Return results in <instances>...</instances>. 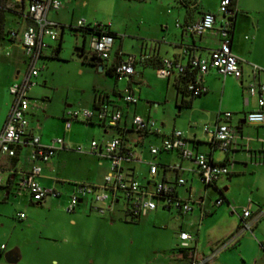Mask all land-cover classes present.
I'll use <instances>...</instances> for the list:
<instances>
[{"label": "crops", "instance_id": "obj_1", "mask_svg": "<svg viewBox=\"0 0 264 264\" xmlns=\"http://www.w3.org/2000/svg\"><path fill=\"white\" fill-rule=\"evenodd\" d=\"M122 1L138 2L141 0ZM144 1H148V3L152 1L154 8L147 10L149 17H147L148 19L144 23V27L139 29V31H144V36H147L144 37L143 52L148 57L153 56L159 58L160 61L163 58L171 59L174 65L170 73L165 76L156 74L155 68L157 64L154 62L148 60H145L144 63L140 62L144 64V70H136L134 65V73L131 75L130 80L127 81L126 88L133 92L130 82L135 80L148 86H155L154 92H146L144 95V118L153 119L154 124L145 130L141 136L133 131L121 132L124 135L127 145L135 153L133 159L122 162L123 168L129 174L131 173L136 176L137 167L134 161L144 162V182H139L145 186L150 187L153 184V180L160 179L173 184V192L177 197L184 198L190 196L194 199L203 196L202 194L204 193L207 198H210L211 192L214 191L215 195L220 196L222 201H226L227 204L230 201L226 199L224 192L230 186L231 177L233 175H239L240 177L248 176L250 179L247 182V186L251 192V196H253V201L250 199L249 217H254L258 214L257 219H259L260 215L264 212V123H253L244 118L247 111L257 106L256 96L247 94L244 89V84L252 75L253 64L259 67L255 73L256 80L264 82V67H262L264 66V56L261 54L262 45H260L264 38V3L250 0L248 2L245 0H232L231 5L235 8V12L230 18L229 41L231 50L240 58L241 77L235 78L230 75L221 76L213 68H208L200 76L201 82L205 85V91L201 94L190 96L180 88L178 89L176 75L179 66H186L190 54L206 56L210 49L218 45L219 34L217 28L224 20V16L218 9L220 0ZM61 2L58 9H49L47 11V17L49 19L62 25V28L61 26L58 28L60 34L69 25L74 26L78 18L83 17L88 22H106L108 23V28L117 36L114 37V41L115 39L119 40L114 50L116 51L119 48L122 51L120 43V34L122 33L120 31L122 32L126 29H122L124 27H121L122 24L120 23L123 19L120 18L121 16L119 19L118 17H113L108 20L91 17L85 12V6L79 9V12L83 13V15L75 16V2L73 0H61ZM27 3L28 0H1V8H6L19 17L17 22L21 25L17 30H21L28 22L24 15ZM206 11L214 14L213 27L201 34L187 32L185 25L197 20ZM9 40L14 47V51L11 54L12 60L14 61L15 59L19 63V67L16 64L12 65L0 90V128L2 127L10 104L11 96L7 90V86L12 80L21 75L25 66L21 46L17 38H9ZM83 45L84 42L80 45L82 46L80 53H83ZM52 54L50 53V55ZM45 55L47 54L43 53L42 57ZM116 58V53L112 56L110 52V56L107 59H102V67L100 69L105 76H114L115 79L113 82L110 80H105L102 83L95 82L92 91L88 93L85 100L80 96L78 97L75 94L68 95L65 92L59 98L58 106L55 109L51 108V112L44 114L42 117L38 111L39 109H45V106L51 101L52 96L41 94L42 99L40 101L34 100L31 97L33 94L31 91L35 87L36 82L30 88L28 93L32 105L26 113L28 121L27 129L30 132L37 133L42 143H50L52 138L60 136L63 138L64 144L68 147L57 149L47 161L41 164L40 174L37 177L38 182L45 187H53L58 191V195H48L39 201L32 199L26 191L16 193L13 185L15 176L9 171L11 168L27 169L31 165L32 162L27 158L30 149L29 146L17 148L14 156L0 155V167L4 169V182L0 184V246L2 244L1 241L5 240L3 247H0V264H16L19 260H22V244H27L30 241L27 231L33 229L35 212L39 209L44 210L45 213L47 212L46 217H48L45 222L40 224L41 228L44 229L46 226H53L59 233L63 234L66 240L71 239L72 243H78V235L81 232L79 223L87 215V212H90L92 209L87 198L83 197L78 201L72 211L64 210L63 207L67 203L68 195L72 190L71 182L86 181L99 183L108 170L109 162L105 156L98 152H76L72 147L80 143L84 149H87L91 139H95L98 143H101L103 140L118 135L121 131L118 127H129L131 116L138 114L137 106L131 107V103H125L120 99L119 93L121 91L115 87L116 78L119 76L114 73L112 75L105 73V70L111 66ZM84 59H87L85 55ZM87 65L97 68L96 63H87ZM151 69L154 71L155 77L159 79V82L155 83L150 80L149 73ZM38 75L39 72L34 77V80H37ZM43 82H46L44 77ZM42 88L40 86L38 90L42 91ZM99 94L102 96L101 98L98 97ZM262 95L264 96V91ZM44 98L46 100H43ZM136 103L137 101L133 104L135 105ZM98 105H104L108 109H119L121 111L117 125L98 124L94 123L95 121L88 122L75 119L71 122L69 128H64L63 112L66 107H92ZM223 110H229L231 112L228 121L236 126L240 134L236 139L234 147L230 148L226 153L217 147L211 138V134L202 128L205 123L209 127H212L220 121ZM152 111L157 114L158 122L150 116V112ZM31 121L34 122L33 125H30ZM174 129L181 131L186 145L190 149L205 153L212 161L223 162L225 158H230L232 160V166L230 167L229 173L220 176L214 184L206 186L202 184L201 188L198 172L190 158L182 157L176 150H160L155 154H151L148 149L149 146L151 144H158L163 136L170 134ZM143 144L144 154L141 152ZM68 151H73L76 154L73 155H75L77 162H72L73 165H76L75 171L70 169L71 164L68 159ZM150 162H154L157 165V172L154 176L148 170ZM65 169H67L66 172H64ZM176 177L183 178V182H174ZM254 205L255 209L253 210ZM23 209H25L27 215L19 217L17 212L20 210L23 211ZM209 210L206 209L204 214H202L200 228H195V232H193L194 239L192 245L197 250L198 255L205 254L208 251L210 253L213 248L212 242L214 240L212 241L211 239L206 240L205 243L207 246L204 245L205 243L203 244L204 246H199V238L201 237L200 233L202 231L200 229L202 226L207 228L205 224L206 219L204 220L203 217L211 212ZM182 213L179 212V215L182 216ZM194 213L195 211L191 215L196 218ZM240 213L241 210L239 211V219ZM62 216L64 218L61 219ZM112 216V213H110V220H112ZM257 219L254 221L252 227L256 226ZM19 220H25V223L22 224L18 222ZM7 223L8 227H5ZM190 226H193V221L192 223L190 222ZM16 230L19 234L15 233ZM180 230L186 229L182 228ZM45 238L53 240L52 235H46ZM263 242L264 238L259 241L261 246ZM8 250H14L16 252L18 256L16 263H8L5 261L3 254ZM172 257L176 259V264L187 263V259L182 257L177 250L173 253ZM50 262L59 264L56 257H51ZM22 263L32 264L30 260H23Z\"/></svg>", "mask_w": 264, "mask_h": 264}, {"label": "built area", "instance_id": "obj_2", "mask_svg": "<svg viewBox=\"0 0 264 264\" xmlns=\"http://www.w3.org/2000/svg\"><path fill=\"white\" fill-rule=\"evenodd\" d=\"M231 4L232 0H220L219 2L218 9L224 16V20L217 28L219 34L218 45L210 49L206 56L190 54L188 57L186 66L189 64L191 67L196 68L193 80L187 84L189 95H198L205 91V85L201 82L200 76L208 68H213L221 76L230 75L240 78L242 75L239 65L240 58L230 48L229 25L230 18L235 12V8ZM59 7L60 0H28L24 12L28 22L21 30L13 29L8 31V37L17 38L21 46L25 66L21 75L12 80L7 86L11 98L7 114L0 128V155L14 156L17 148L29 146L27 158L32 162L31 165L27 169L11 168L9 171L15 176L13 180L15 192L21 193L26 191L32 199L37 201L42 200L48 195H58V191L53 187L41 185L37 177L40 174L43 162L47 161L57 149L68 147L60 136L52 138L50 143L40 142L39 135L27 129L28 121L26 118V113L32 105L28 92L35 84L34 77L42 67V64H39V59L43 55L42 50L48 46V43L44 41V37L46 36L51 40L56 39L57 30L61 26L58 22L47 17V11L49 9L56 10ZM213 25L214 14L206 11L197 20L187 23L185 30L190 33L201 34L211 29ZM74 26L87 28L84 31L83 52H87L89 56L97 55L102 59H107L110 56L114 36L108 32V23L99 21L88 22L82 17L76 19ZM115 53L117 58L110 66L112 67V72L117 76H125L127 81L130 80L131 75L134 73L135 63H144L150 57L144 54V52L140 53L139 57L133 54L125 55L119 48ZM89 56L85 55L86 58ZM160 62V65L155 68L156 74L159 76L168 75L174 65L173 60L163 58ZM186 66H179L178 72L183 71ZM258 69L257 65H252V75L244 84L246 93L256 96L257 104L256 108L245 113L244 118L249 122L264 123V96L262 95L264 82H259L255 78V73ZM119 96L125 103H134L138 99L128 89L120 92ZM98 97L101 98L102 96L99 94ZM230 115L231 112L229 110H223L220 121L212 127H209L207 123L202 126L204 131L211 134V138L217 147L225 153L234 147L236 139L240 135L236 126L229 123ZM120 116L121 111L119 109H108L104 105L92 107L72 106L64 109L63 125L67 129L73 120L80 119L115 126ZM153 124V119L133 114L130 118L129 127L121 126L118 128L121 131L132 128L133 132L141 136ZM72 149L77 152H98L108 159L109 165L108 170L99 183L86 181L71 182L72 190L65 204L66 211H72L78 201L86 197L91 209L99 213H103L107 209L110 210L119 198L123 199L125 212L129 216H140L155 208L156 200H161L163 206L166 208L174 206L179 212L190 210L192 207L189 204V200L195 201L199 205L200 216L205 212L203 196L194 199L190 196L180 198L173 192L172 183L156 179L148 187L140 183L136 176L131 173L129 174L123 168L122 162L133 159L135 153L127 145L122 133L103 140L101 143H98L95 139H91L87 149H84L80 143L75 144ZM148 149L151 154H155L160 150H176L182 157L190 158L198 172L199 180L204 186L214 184L220 176L229 173L232 166L230 158H225L223 162H214L205 153L190 149L186 145L181 131L178 129H174L170 134L163 136L158 144H151ZM148 170L154 176L157 172L156 163L150 162ZM3 182L4 169L0 167V184ZM174 182L182 183L183 178L176 177ZM88 198L91 200L89 201ZM221 201L222 198L218 196L214 199L213 203L217 205ZM249 205L250 202L248 201L241 209L240 223L236 232L206 255H198L197 250L191 243L194 239L191 233L186 230H179V242L176 246L190 248L191 256L186 264H201L209 260L218 250L233 242L241 231L251 230L254 221L259 215L256 214L254 217H249ZM17 215L22 217L23 213L17 212ZM262 245L264 246V242ZM0 247L2 248L3 244Z\"/></svg>", "mask_w": 264, "mask_h": 264}, {"label": "rangeland", "instance_id": "obj_3", "mask_svg": "<svg viewBox=\"0 0 264 264\" xmlns=\"http://www.w3.org/2000/svg\"><path fill=\"white\" fill-rule=\"evenodd\" d=\"M73 1L75 2V16L83 15L79 12L82 6H85V12L91 17L108 20L113 17L119 19L121 16L120 18H123L120 23L122 24L121 27L126 29L120 31L122 33L120 34L122 52L125 55L133 54L136 57H139L140 53L143 52L144 37L147 36H144V31H139V29L144 27V23L149 17L147 10L154 8L152 1L151 3L144 0L138 2L122 0ZM245 1L248 2L249 0ZM250 1L264 3V0ZM61 3L60 0V5ZM18 18L14 12L6 8H0V33L3 35L0 37V90L12 65H19L15 59L12 60L11 54L14 47L8 38L9 30L20 28L21 24L17 22ZM57 33L56 39L51 40L46 36L44 37V41L48 43V46L43 48L42 51L47 55L39 59V64H42V67L38 71L39 75L35 80V87L31 91L33 93L31 97L38 101L42 99L41 94L52 96L45 109H39L38 113L41 117L50 113L51 108L55 109L58 106V100L65 92L68 95L75 94L85 100L88 93L92 91L95 82L102 83L105 80L113 82L115 79L114 76H105L97 68L87 65L84 55L89 56V54L87 52L80 53L78 48L83 42V33L79 30L65 28L60 37V48L55 56L50 55L58 42L59 30H57ZM118 41V39L114 41V47L111 50L112 56L115 53L114 49ZM260 45H262L261 54L264 56V38ZM135 67L136 70H144V64L140 62H136ZM43 77L46 82H43ZM150 77L152 82H159L152 69L149 73ZM130 85L133 94L138 98L137 103L135 105L131 103L130 106H137L138 115L144 117V95L146 92H154L155 86H148L137 80L130 82ZM40 86L43 87V92L38 90ZM126 86L127 78L125 76L116 78L115 87L117 89L123 92L127 89ZM150 116L158 122L156 113L152 111ZM33 123L31 121L30 125H33ZM68 152L70 169L75 171L76 165H73L72 162H77L76 154L73 151ZM141 152L144 154V144L141 147ZM134 162L137 167L136 177L140 182H144V162ZM249 179L248 176L233 175L231 177L230 186L224 192L226 199L230 201L229 204L222 201L221 204L215 205L213 201L218 196L215 195L214 191L211 192L210 198H207L204 193L202 194L204 196V209L205 211L210 209L211 212L203 217L204 220L206 219L207 228L202 226L200 229L202 231L199 246H202L207 239H211L214 240L212 242L213 250L236 232L240 223L239 211L241 207L253 199L247 186ZM199 182L202 188V183L200 180ZM259 197L257 198L259 199ZM88 200L91 199L88 198ZM189 204L192 210L183 212L181 216L174 206L166 208L161 200H156L155 208L141 214L139 218H130L125 213L123 199L119 198L111 210L107 209L104 213H99L92 209V212H87V215L79 223L81 232L78 235V243H72L71 239L66 240L63 234L59 233L53 226L41 228L40 224L45 222L48 217H46L47 212L45 213L44 210L39 209L35 212L33 229L27 231L30 241L27 244H22L23 258L16 264H23V260H30L32 264H53L50 262L51 257H56L59 264H176L177 261L172 255L176 251L175 245L179 242V230L186 229L193 235L195 228H200L201 225L202 217L200 216L198 204L190 200ZM63 208L65 210V206ZM193 210L196 218L191 215L194 212ZM19 212L23 213V217L27 215L25 209ZM110 213L113 215L112 220L109 219ZM62 218L64 217L62 216ZM192 221L193 226H190ZM18 222L24 224L25 220H19ZM5 227H8V223L5 224ZM15 233L19 234L17 230ZM46 235H52L53 240L45 238ZM263 238L264 212L257 219L256 226H253L251 230L241 231L233 242L228 243L217 251L214 257L201 264H264V251L259 243ZM1 242L4 244L5 240ZM191 243L193 244V241ZM208 252L202 255H206Z\"/></svg>", "mask_w": 264, "mask_h": 264}, {"label": "trees", "instance_id": "obj_4", "mask_svg": "<svg viewBox=\"0 0 264 264\" xmlns=\"http://www.w3.org/2000/svg\"><path fill=\"white\" fill-rule=\"evenodd\" d=\"M0 8H1V6H0ZM69 28H72V29H74V30H79V31H81L82 33H84V31H86V29L87 28H80V27H76V26H73V25H69L68 26ZM61 28H62V25H61ZM108 32L110 33V34H112L114 37H117V36H115V34H114V32L113 31H111L110 29H108ZM3 35H2V33H0V37H2ZM60 37H61V34L59 33V37H58V42H57V44L55 45V47H54V49H53V54L52 55H56V52L58 51V49L60 48ZM79 48V50L81 51L82 50V46H80V47H78ZM148 61H150V62H154V63H156L157 65L156 66H158V65H160V60H159V58H157V57H149L148 59H147ZM87 63H89V64H93V62H90V61H88L87 59L85 60ZM155 65V64H154ZM188 66V67H187ZM186 66V68L183 70V71H179L178 73H177V75H176V82H177V86H178V89L180 88L184 93H187L188 94V91H187V84L190 82V81H192L193 80V78H194V74H195V72H196V68L195 67H191L189 64ZM105 73H107L108 75H112L113 74V72H112V67H109V68H107L106 70H105ZM95 95H96V93H95ZM99 96V95H98ZM190 96H192V95H190ZM89 122H94V121H89ZM94 123H98V124H100V122H94ZM127 131H133L132 130V128H128V129H126V132ZM123 133V131H120V133ZM145 132V131H144ZM123 137H124V135H123ZM126 214H127V212H125ZM128 215V214H127ZM130 218H139V216H130ZM176 247V250L180 253V255L182 256V257H184L185 259H187V261H188V259L190 258V256H191V254H190V248L189 247H187V248H180V247H178V246H175ZM262 247H263V249H264V246L262 245Z\"/></svg>", "mask_w": 264, "mask_h": 264}, {"label": "water", "instance_id": "obj_5", "mask_svg": "<svg viewBox=\"0 0 264 264\" xmlns=\"http://www.w3.org/2000/svg\"><path fill=\"white\" fill-rule=\"evenodd\" d=\"M87 60L97 64V69L100 70L102 67V58L99 56H89ZM4 259L8 263H16L18 256L14 250H8L4 254Z\"/></svg>", "mask_w": 264, "mask_h": 264}, {"label": "flooded vegetation", "instance_id": "obj_6", "mask_svg": "<svg viewBox=\"0 0 264 264\" xmlns=\"http://www.w3.org/2000/svg\"><path fill=\"white\" fill-rule=\"evenodd\" d=\"M93 56H97V55H93ZM94 63V62H93Z\"/></svg>", "mask_w": 264, "mask_h": 264}]
</instances>
